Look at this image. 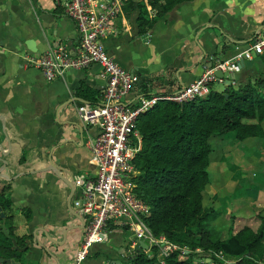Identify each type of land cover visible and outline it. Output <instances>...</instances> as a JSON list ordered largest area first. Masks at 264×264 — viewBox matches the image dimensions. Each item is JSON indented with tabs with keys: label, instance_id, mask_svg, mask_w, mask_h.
<instances>
[{
	"label": "crops",
	"instance_id": "crops-1",
	"mask_svg": "<svg viewBox=\"0 0 264 264\" xmlns=\"http://www.w3.org/2000/svg\"><path fill=\"white\" fill-rule=\"evenodd\" d=\"M65 1L0 0V187L8 182L11 202L0 208V216L11 215L8 221L17 232L28 234L20 264L71 263L83 220L70 183L76 173L95 172L87 138L97 128L82 123L74 96L82 98L75 93L82 81L102 91L106 79L99 66L48 80L24 57L58 43L75 45L76 25L65 12ZM129 1L122 0L104 39L114 59L139 76L128 100L176 92L209 62L233 56L255 35H264V0H183L144 32L137 23L139 3L131 0L127 11ZM142 2L147 17L154 16L148 14V0ZM235 73L239 81L258 73L264 78V50L244 60ZM128 231L114 224L109 238L93 246L88 262H119L131 241Z\"/></svg>",
	"mask_w": 264,
	"mask_h": 264
},
{
	"label": "trees",
	"instance_id": "trees-1",
	"mask_svg": "<svg viewBox=\"0 0 264 264\" xmlns=\"http://www.w3.org/2000/svg\"><path fill=\"white\" fill-rule=\"evenodd\" d=\"M181 1L148 0L151 7L156 8L152 17H147L144 2L139 3V32H144L157 16ZM131 3L130 0L127 11ZM210 86L207 94L190 100L159 99L136 121L140 147L131 162L135 169L134 192L149 207L144 221L154 234H164L188 249L187 252L172 250L164 257L166 264H225L214 255L216 251L227 257L252 260L264 257L263 214H256L255 227L243 224L236 228L233 214L227 223L220 211L203 204L212 150L209 138L231 131L236 139L250 143L254 137L264 136L261 125L264 78L258 73L249 75L245 81L235 77L229 84L223 82L221 89L214 88L213 82ZM75 93L91 103L98 102L101 96L100 90L83 81ZM8 187V182L0 187V208L3 210L11 203ZM9 218L11 215L0 216V256L20 261L27 248L25 237L28 234L18 233ZM26 218H29L28 212ZM196 247L208 255L194 260ZM157 254L155 246L151 247V252H146L139 245L119 264H159ZM207 256L209 260H205Z\"/></svg>",
	"mask_w": 264,
	"mask_h": 264
},
{
	"label": "built area",
	"instance_id": "built-area-1",
	"mask_svg": "<svg viewBox=\"0 0 264 264\" xmlns=\"http://www.w3.org/2000/svg\"><path fill=\"white\" fill-rule=\"evenodd\" d=\"M121 2L66 0L65 12L76 25L75 45L70 48L58 43L48 46L40 54L24 56L48 80L71 69H83L93 64L99 66L100 74L106 79L98 102L85 101L77 107L82 123L95 125L97 130L87 138L95 172H79L72 176L75 188L73 205L84 225L70 264H90L88 256L93 246L109 238L114 224L125 225L132 235L127 251L121 253L123 259L138 248L140 240L149 249L152 246L157 248L160 264H166L164 257L174 249L188 251L164 234H154L144 221L149 207L134 192L135 169L131 162L140 147L137 118L162 98L184 101L204 96L211 89V82H224L225 77L229 78L241 69V60L251 59L264 50V35H255L243 49L237 50L233 56L217 58L176 92L144 94L128 100L139 76L120 65L104 43ZM215 69L222 70L223 77L217 76Z\"/></svg>",
	"mask_w": 264,
	"mask_h": 264
},
{
	"label": "rangeland",
	"instance_id": "rangeland-1",
	"mask_svg": "<svg viewBox=\"0 0 264 264\" xmlns=\"http://www.w3.org/2000/svg\"><path fill=\"white\" fill-rule=\"evenodd\" d=\"M155 12L156 8H149L148 14L154 15ZM225 75H228V72ZM213 87L221 89L223 82H213ZM210 143L212 150L207 167L209 182L204 190L203 204L220 211L227 223L230 221L229 216L233 214L232 221L236 228L243 224L255 227L258 223L256 214L264 215V136L254 137L247 143L245 140L236 139L232 132L228 131L213 135ZM130 233L128 231L127 235ZM201 240L204 241L205 238L202 237ZM120 245L124 248L123 243ZM144 250L151 252V248ZM193 251L194 260L208 255L200 247ZM216 253L218 254L214 255L225 264H264V257L252 260L247 257H227L218 251ZM122 259L115 264H119Z\"/></svg>",
	"mask_w": 264,
	"mask_h": 264
},
{
	"label": "water",
	"instance_id": "water-1",
	"mask_svg": "<svg viewBox=\"0 0 264 264\" xmlns=\"http://www.w3.org/2000/svg\"><path fill=\"white\" fill-rule=\"evenodd\" d=\"M71 38H72V37H71ZM71 41H72V40H71ZM26 43L28 44V42H26ZM240 64H241V68H242V67L244 66V60H241V61H240ZM211 65H212V62H209V66H211ZM215 74H216L217 76H219V77H223V75H224V73H223L222 70H220V69H215ZM235 74H236V73L231 74L229 78H228V77H225V78L223 79V80H224V83H225V84H229V83H231V82H232V79H234V78L236 77ZM74 99H76V100L79 101V105L83 102V99L80 98V97H78V96H74ZM70 186H71V191L73 192V190H74V186H73V184L70 183ZM82 223H83L82 225H84V222H82ZM139 244H140L143 248H146V247H147V244H146L144 241H142V240L139 241ZM3 261H5L7 264H20L18 261L14 260L13 258H4V257L0 256V263L3 262Z\"/></svg>",
	"mask_w": 264,
	"mask_h": 264
}]
</instances>
